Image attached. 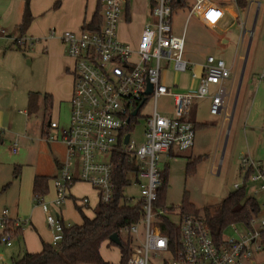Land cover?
Segmentation results:
<instances>
[{
	"label": "built area",
	"instance_id": "built-area-1",
	"mask_svg": "<svg viewBox=\"0 0 264 264\" xmlns=\"http://www.w3.org/2000/svg\"><path fill=\"white\" fill-rule=\"evenodd\" d=\"M129 0H100L102 5L100 31L84 27L77 32L67 31L60 37L66 49L73 77L70 123L60 127L51 119L45 131L48 143L63 145L65 159L58 175L53 179L56 198L51 212L44 196L35 195L37 205L46 215L53 234L52 246L57 247L71 225L59 216L65 201L71 198V190L77 183L90 185L97 193L100 204L110 203L115 195L114 161L117 154L132 157L138 166L134 180L140 191L144 216L136 225L123 228L120 238L140 240V228L144 230L140 244L127 264H245L255 252L262 250L261 234L264 217H255L247 224L231 225V236L217 243L201 217L184 215L176 223L180 228V245L176 253L169 248L168 238L157 223L159 217L168 215L156 208L162 185L159 167L163 154L173 148L187 152L195 142V125L190 120L196 100L208 98L211 87L218 91L211 96L210 114L222 116L223 123L231 121V103L237 79L223 60L209 56L204 64L191 65L184 58L185 37L173 34V8L170 0H147L151 21L147 22L136 42L122 41L118 36L119 23L126 14ZM196 16L208 28H214L224 17V10L215 3L196 0L190 16ZM7 30L0 24V38ZM55 32L51 33L54 36ZM19 46H33L37 40L21 37ZM172 67L176 74L192 71V79L199 80L196 91L175 92L167 84V72ZM229 83V87H226ZM149 86L152 92L147 94ZM162 97H172L174 115H161L157 102ZM152 104L149 114L143 113ZM137 111L136 115L134 112ZM144 121L143 141L138 145L132 138L135 122ZM0 131V138L3 134ZM128 138V141H126ZM13 152L17 153V142ZM241 180L234 184L239 190L246 179L257 184L252 196L264 194V162H255L249 155L240 157ZM132 183V181H131ZM131 199V198H128ZM78 210L89 206V199L76 200ZM261 213L264 205H261ZM260 213V214H261ZM22 224L19 218L10 216L9 210L0 215V245L10 248L15 233ZM151 255L160 258L151 261ZM0 264H11L0 254Z\"/></svg>",
	"mask_w": 264,
	"mask_h": 264
},
{
	"label": "crops",
	"instance_id": "crops-1",
	"mask_svg": "<svg viewBox=\"0 0 264 264\" xmlns=\"http://www.w3.org/2000/svg\"><path fill=\"white\" fill-rule=\"evenodd\" d=\"M141 1L144 4L143 5L144 9L141 14L142 16L141 33H142L145 24L151 21V17H150L149 4L147 0H141ZM205 1L215 3L224 10V17L219 22V24L214 28H208L204 24H202L201 21L196 16L192 15L191 17H194L196 21V27L203 29L204 34L202 32L197 31V28L194 26L193 31L191 32L192 36L189 39H187L186 33L182 29V27H180V29L177 32H175L174 19H175L176 11L178 9L177 8L173 13V20H172L173 34L175 36L185 37L184 55L192 54L201 57V61L197 63H193V65L196 66V65L204 64L209 56H213L216 59L223 60L226 63L227 67L231 69L233 72H235V76L238 82L240 81L239 73H238L239 64L241 62H245L244 60H246V57L247 60H249V54H250L249 52H250L251 44L253 43V34L255 35L256 32H257L256 45L258 44L260 45L261 36L264 31V0H205ZM69 2L71 3L72 9L67 12L66 6ZM98 2L99 0H31L30 8L34 20L25 34L27 35L29 34L31 35L30 36L31 38L34 37L35 40L40 41L38 44L39 53L43 54L42 58H45L46 64L48 66L47 75L45 79V83L46 82L48 83L45 88L48 89H44V90L47 92L45 94L53 97V102H58V103L60 102V99L63 96V88H65L67 80H70V82H68L69 85L67 90L70 97L68 102H70L71 100L72 90H73V77L71 76V74H69L68 67L71 66L72 61L67 57L66 49L63 46L60 37L56 35L51 36V34H49V31L51 29H49L50 26L48 25L50 24L48 23L44 27L40 28V23L46 21L48 15H52L51 19H55L58 21L60 19L61 20L63 19L65 23L63 28L74 32L80 31L84 25L89 24L92 21L94 13L96 12L98 6ZM188 3L189 0H185L179 8H181V10L188 9L189 11L188 17H189L192 7L196 4V0L190 6ZM24 6H25V0H0V24L4 28L5 26L9 28H15L13 34L11 35L9 34L7 36L8 34L7 33L5 37L0 38V43L1 42L6 43L3 49H6V47L9 46V41L11 40V38L12 40L13 38H16L15 36L17 35V32H19L20 35L19 25L23 18ZM124 18L126 20V25L131 26L130 24H132L134 17L131 11L130 0L127 3V11ZM136 18L137 17H135V19ZM140 34L138 37L136 38L131 37L129 41H124V42H129V43L136 42L139 39ZM249 35H251L250 38ZM15 42L16 40L14 41V43ZM245 45H248V47H247V54L244 57L243 55H241V53L244 50ZM259 45L255 53L254 54L252 53V55H254V58L258 53ZM234 48L235 51H238V56L235 58V61L232 64L230 62V58H232L231 55H234V53H232ZM18 50L22 51V49L21 50L18 49ZM18 50H16L15 52H18ZM206 51H208V55H206L207 54ZM226 52H227L228 61H226V59L223 57V55L226 54ZM171 71H173L172 67L168 69L167 75ZM191 80L192 83L194 82L198 83L199 86L198 79L193 81L192 73H191ZM226 85H227L226 87H229L230 84L227 83ZM168 86L172 87V89L175 92H181V93L196 91L198 89L197 86V88L195 89L191 88V89L177 91L176 89L178 88V82L176 81L171 82L170 84H168ZM261 90H264V88H258L253 98L251 111L249 113V117L247 118V123H249V125L250 124L254 125V123H256V119L258 115L253 117V122L251 118L253 116L252 112H254L256 107L259 108L260 104L262 103V99L259 98ZM217 91L218 88L216 86H212L211 94L208 98L200 99L199 102L198 100H196L193 104L190 114V120L193 124H197V126L199 127L195 130L194 146L192 149L187 151L190 158L195 153L194 150L196 147L195 144H196L197 131H206L203 129L205 128L209 129L210 127H215L216 125H221V124H222V130L224 128L223 127L224 124L226 125L228 124L229 125L228 130H231L239 104H241L242 109L244 108L246 96L248 95V88H240L239 97L234 110L236 95L238 93V88H236L235 90V86H234L233 95H232L233 102L230 106L232 119L228 123H223L221 115L212 116L210 114V107L212 103L211 96L216 94ZM35 93H38V96L36 98L38 102L36 101V104L37 107H40L38 98L41 97L40 96L41 91L39 90L38 92ZM65 93L66 92H64V94ZM10 94H11L10 91H7L5 93L0 92V101H5L6 103H10L11 101H13V97H10ZM28 98H29V94H28ZM163 98H170L172 100V111L168 113V117L172 118L174 115L173 99L172 97H163ZM42 100H44L43 97ZM200 102L201 103L203 102V105H205L208 108V112L210 115L209 117L211 119L208 123L205 124L199 123L197 119L198 103ZM4 104L5 103L0 102V131L4 132L1 135L2 137L0 138V215L2 211L6 209L9 210L11 217L19 218L22 223L27 222V224H22L21 227L16 230L15 240L10 248H5L0 245V254H4L5 257L9 260V262L12 263V260L21 258V256L24 255L25 253H30V254L40 253L43 249V244H52L53 234L47 224L46 215L35 201V195H40L35 192V179L37 178V176L48 178L47 193L41 196H44V199L49 203L51 212L54 214H58V212L53 207V202L56 198V194L53 186V179L59 173L60 165L65 159V152L63 157L55 156L53 151L44 144L45 142L43 138H45V130L43 131L42 127L40 129L38 126H32V123L29 118L27 124L26 123L23 124V128L21 129V130H25L27 128L25 130L26 133L24 135L16 136L15 138L12 137L13 136L12 134L7 135L9 129L6 130V128H10L13 131L14 124L12 122H9V120L6 118V114L8 115L10 113V110L8 108H4L3 107ZM55 105L57 104L53 103V108ZM147 105H149L151 111L152 104L149 103ZM19 113H21L22 115H28L29 117L31 111L30 110L20 111ZM140 121L143 120H139V122ZM29 133L34 135V138H36L32 140H36L37 142H39V146H40L38 153L39 159L35 164L31 166L27 165L26 166L27 168L22 169L23 164H28L27 163L28 155L25 159L20 157L19 159L17 158L16 160H14L13 163H8L4 158V155L2 153V148L4 146L5 140L7 139V137H9V142H11L12 155L17 156L19 154V143L20 144L22 143V146L28 150V148L32 146V145L30 146V144L28 143L29 142L28 138L29 140L31 138ZM255 134L261 137L259 139L260 140L259 145L255 144L254 142ZM244 137L247 144L248 143L250 144L251 136H248L245 133ZM22 138L24 140H22ZM262 139H264V128L256 129L253 127V149H251V145H250V148L249 147L247 148L250 154H246V155H249L255 162H264V154H263L264 140L262 142ZM26 140L28 142H26ZM16 142H17V153H14L13 148ZM198 143L199 144L201 143L200 136L198 139ZM180 153L183 152L179 151L178 148H173L170 153L163 154L160 164H162L163 158L170 159L171 157L180 155ZM201 157L202 156L199 155L196 158H201ZM240 157L238 158V169H239ZM22 159L24 160V163H21ZM165 169H168V166L164 165L163 169L161 168V171ZM15 171L17 172L18 175H15ZM238 172L241 180L240 171ZM78 184L79 183L74 185V187L71 190V198L67 199L59 210V216L71 226L81 225L83 223L81 212L77 209L76 206V200H80L85 197L88 198L89 206L86 209L91 208V203H92L91 198L93 194L89 190L86 189L84 193L81 194V196L79 197H77L73 193L75 186ZM15 185H17L18 187L13 190V187ZM256 188H257V184L249 183L248 195L252 196L253 191ZM95 198L98 200V203L95 204L93 207V216H88L86 215V212L83 211V213L88 218L91 219H93L97 215L99 209V199L97 193L95 194ZM256 198L259 199L261 203H263L264 205L263 193L258 194ZM263 213H264V209H263ZM74 220L76 221L75 223ZM143 233L144 230L141 227L140 240L136 241L134 243L135 245L140 244L141 239L143 237ZM105 244H107L108 247L112 246L110 244V240L104 242L102 246ZM102 246H101V256L103 260L107 262L102 253ZM261 251H263V249L254 253L253 259L249 261L250 264L263 263V259L262 257H260ZM120 259H121V252H120ZM109 264H114V263H109Z\"/></svg>",
	"mask_w": 264,
	"mask_h": 264
},
{
	"label": "rangeland",
	"instance_id": "rangeland-1",
	"mask_svg": "<svg viewBox=\"0 0 264 264\" xmlns=\"http://www.w3.org/2000/svg\"><path fill=\"white\" fill-rule=\"evenodd\" d=\"M194 1L195 0H189V6L193 4ZM143 5L144 4L141 0H130V6L134 20L132 21V24H130L131 26H128L126 25L124 15L122 16L119 23L118 36L123 41H129L131 37L136 38L141 33V14L144 9ZM71 9L72 6L69 2L66 6V11L68 12ZM188 14V9L181 10V8H178L174 19L175 32H177L180 27H182V29L186 33L187 39L192 36L191 32L193 31L194 26L196 27V21L194 17H188ZM135 17L137 18L135 19ZM51 18L52 15H48L47 20L43 23H40V28L49 23L50 25L48 26H50L49 29H51L49 31V34H51V32H55V35L58 37H61L62 34L70 31L63 28L65 24L63 19H60L58 21ZM5 29L8 33L7 36L9 34H13L15 30V28H9L6 26ZM197 31L204 34L203 29L197 28ZM20 36L21 33L19 35V32H17V35L15 36L16 38H13V40L11 38V40L9 41V46L6 47V49H3L6 43H0V92L5 93L7 91H10V97H13V101H11L10 103L0 101L1 103H5L3 105L4 108H8L10 110V113L8 115L6 114V118L9 120V122H12L14 124L13 131L10 128H6V130L9 129L7 135L12 134L13 138H15L16 136L24 135L27 128L25 130L21 129L23 128V124H27L28 118L30 119L32 126H38L40 129L42 127L43 131L48 130L52 133H55V130L49 129V122L51 121V119L57 120L60 124V127H67L70 123L71 103L68 102L70 97L67 92L69 85L68 82H70V80H67L65 88H63V96L61 97L60 102H54V104L57 105L54 106L53 111L50 113H46L44 111V100H42V97L44 98V96L46 95L45 93H47L44 89H48L45 88L48 84L47 82L45 83L48 66L46 64L45 58H42L43 54L39 53L38 44L40 41L37 40V42H35L31 47H29L28 45L21 46L22 51H19L17 49V46H19V44H15L14 41H18V39H20ZM30 36L31 35L29 34H25L22 37L24 39H27L31 38ZM250 37L251 35H249V38ZM256 38L257 32L255 35L253 34V43L251 44L249 60H247L245 74L241 85V88H248V95L246 96L244 108L242 109L241 104H239L238 106L231 130H228V124H224V128L222 130L221 124L216 125L215 127H210L209 129H203L206 131H197L195 144L196 147L194 150L196 154L194 153L190 158L187 152H183L180 153V155L171 157L170 159L163 158L162 164L159 165L160 169H163L164 165L168 166V181L164 192L167 206L175 208L174 212L168 214L174 222H178L179 220V207L182 204L184 197H187V199L192 202L198 209L203 210L207 207H214L222 202L226 198L228 193L234 190V184L240 182L238 172V158L240 156L250 154L247 149L248 147L250 148V145L251 149H253V127L256 129L264 128V90H261L259 95V98L262 99L260 107H256L254 112H252V122L253 117L258 115L256 123H254V125H249V123H247V118L249 117V113L251 111L255 93L258 88H264V31L261 36L260 45L258 44V53L254 58V55H252V53L254 54L258 47V45H256ZM33 39L35 40L34 37ZM247 47L248 45H245L244 50L241 53V55H243L244 57L247 54ZM16 50H18V52H15ZM227 52L223 55L226 61H228ZM206 53V55H208V51H206ZM232 53H234V55H231L232 58H230V62L233 64L235 58L238 56V51H235L234 48ZM184 58L188 62L190 61V64L201 61V57L192 54H186L184 55ZM243 64L244 62H241L238 67L239 78L241 76ZM191 73L192 71L189 70V72L187 73L176 75L173 71H171L167 75V84L175 81L178 82V88L176 89L177 91L191 88L195 89L197 88L198 83H192ZM238 87L239 81L236 82L235 90ZM39 90L41 91V97L38 98L40 107H37L36 110L31 111L29 117L28 115H22L21 113H19L20 111H29L28 94L29 92H38ZM64 92L66 93L64 94ZM199 101L200 100H198V102ZM157 108L161 115L168 116V113L172 111V100L170 98H160L157 102ZM142 111L144 114H149V105H146ZM209 116L210 115L208 112V108L203 105V102L198 103V122L203 124L208 123L211 120ZM134 124L135 131L132 135V138L136 139L138 145H140L143 141L145 126L144 121H140L138 123L135 122ZM245 133L248 136H251L250 144H247V142L245 141ZM30 136V140L28 138L29 142L26 140V142H28L30 146L32 145L31 147L28 146L29 151L22 146V143H19V154L17 156L12 155L11 142H9V137H7L2 148V153L8 163H13L14 160H16L17 158L19 159L20 157L25 159L28 155V164H23L22 167V169H25L27 168V165L31 166L38 161V153L40 149L39 142H37L36 140H32L36 139L34 138V135L30 134ZM199 136L201 137L200 144L198 143ZM260 138L261 137L257 134L254 135L255 144H260ZM22 140L24 139L22 138ZM43 140L45 142L44 144L53 151L55 156H64L63 145L59 144L58 142L48 143L45 138H43ZM263 140L264 139H262V142ZM199 155H201L202 157L196 158ZM23 159L21 160V163H24ZM195 159H197L195 161V171L194 173L187 175V164L188 162H192ZM130 179L132 180V183L126 189L125 194L128 198H133L134 203H136L140 200V191L135 183L134 175H132ZM17 187L18 186L15 185L13 187V190ZM86 189L89 190L93 194V196L91 198V208L85 209L84 211L86 212V215L93 216V207L98 203V200L95 198V191L89 185L79 183L75 186L73 193L77 197H79L84 193ZM260 216L264 217L263 211ZM75 222L76 221L74 220V223ZM239 228L240 230H243V226L240 225ZM224 233L225 236H231L233 232L231 228H228ZM121 238L123 241H126L125 236H122ZM102 253L107 262L114 264L120 262L119 247H108L107 244H105L102 246ZM260 254V257H262L263 259V263L259 264H264V251H261ZM159 259L160 258L151 255V261L157 262L159 261ZM245 264H250V262L248 261Z\"/></svg>",
	"mask_w": 264,
	"mask_h": 264
},
{
	"label": "trees",
	"instance_id": "trees-1",
	"mask_svg": "<svg viewBox=\"0 0 264 264\" xmlns=\"http://www.w3.org/2000/svg\"><path fill=\"white\" fill-rule=\"evenodd\" d=\"M185 0H170L173 11L179 8ZM31 0H25L24 13L19 25L21 36H24L29 29L34 17L30 8ZM102 5L100 0L93 19L83 27L92 31H100L102 20L100 17ZM19 44V40L15 42ZM18 49H22L17 46ZM38 93H29V110L37 109L36 98ZM53 97L44 96V111L50 113L53 110ZM195 125V130L199 127ZM203 127V126H202ZM195 159L187 164V175L195 171ZM116 163L115 172V195L108 204H100L97 215L88 218L82 210L81 225H72L65 230L64 240L54 247L51 244H43V249L38 254L25 253L21 258L12 260L11 264H109L101 256V246L109 241L113 234H120V231L131 225H136L142 221L144 216L143 207L140 202L133 203V198L128 199L125 194L126 189L131 185L130 177L138 170L134 159L126 154H117L114 159ZM15 175H18L15 171ZM162 185L159 190V198L155 204L156 208L164 209L168 214L175 211L174 207H168L165 200V188L168 181V169L160 173ZM46 177L35 179V192L43 195L47 193ZM249 181L246 179L244 185L239 190H233L226 198L214 207L198 209L187 197H184L179 207L180 216L189 215L203 218L209 227L212 238L220 243L225 235V230L231 225H247L252 218L258 217L261 213V201L255 196L248 195ZM157 223L163 235L169 240V248L172 253H176L180 245V228L176 222L172 221L169 215L159 217ZM261 246L264 251V232L261 234ZM112 246L113 243L110 242ZM116 246V245H115ZM118 247V246H117ZM121 259L119 264H127L128 260L135 252L136 245L132 238L122 240L119 246Z\"/></svg>",
	"mask_w": 264,
	"mask_h": 264
},
{
	"label": "water",
	"instance_id": "water-1",
	"mask_svg": "<svg viewBox=\"0 0 264 264\" xmlns=\"http://www.w3.org/2000/svg\"><path fill=\"white\" fill-rule=\"evenodd\" d=\"M246 64H247V57H246V60L244 62V66H243V69H242V73H241V76H240V81H239V87H238V93L236 95V101H235V104H234V110H235V107H236V104H237V100H238V97H239V91H240V88H241V84L243 82V78H244V74H245V67H246ZM152 92V87L149 86L148 88V91H147V94H150ZM137 111L134 112V114L136 115ZM234 113V112H233ZM128 141V138L127 140ZM110 242L113 243L114 245L116 246H121L122 244V240L121 238L119 237L118 234H113L111 237H110Z\"/></svg>",
	"mask_w": 264,
	"mask_h": 264
},
{
	"label": "flooded vegetation",
	"instance_id": "flooded-vegetation-1",
	"mask_svg": "<svg viewBox=\"0 0 264 264\" xmlns=\"http://www.w3.org/2000/svg\"><path fill=\"white\" fill-rule=\"evenodd\" d=\"M68 72H69V74H71V68L70 67H68ZM71 76H72V74H71Z\"/></svg>",
	"mask_w": 264,
	"mask_h": 264
}]
</instances>
